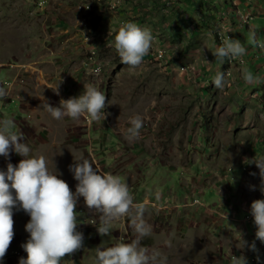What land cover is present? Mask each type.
<instances>
[{"label": "rangeland", "instance_id": "obj_1", "mask_svg": "<svg viewBox=\"0 0 264 264\" xmlns=\"http://www.w3.org/2000/svg\"><path fill=\"white\" fill-rule=\"evenodd\" d=\"M215 1L0 0V55L7 58L10 66L17 61L25 63L22 58H40L46 43L54 47L66 42L69 62L64 70L59 68V77L51 73L54 84L62 79L60 95L51 94L52 106H59L61 98H70L65 94L71 95L69 90L75 85L84 89V84H92L106 95L105 120L89 124L83 117H50L52 127L47 141L31 146L30 155L46 157L49 169L54 171L56 167L73 192L78 182L69 165L74 158L94 160V167L100 172L124 178L131 194H135L134 202L144 203L147 209L145 220L153 229L147 248L166 257L165 264H229L232 254L229 258L225 254L218 256L221 234L211 227L212 218L227 219L229 198L249 205L255 199H264L260 169L254 163L247 164V159L264 158V94L258 95L257 87L243 80L241 69L247 65L244 57L226 60L214 69L216 59L211 50L228 36L241 40L236 28L231 27L233 23L227 20L230 15L224 14L225 7L219 9ZM99 4L106 14L123 13L127 5L129 11L138 13L132 21L151 20L148 24L153 27L156 40L140 66L121 63L113 45L114 36L113 40L110 36L102 41L104 47L86 48L93 29H100L90 18ZM64 6L68 10L76 7L75 12L80 10L81 19L77 21L73 13H66ZM61 21V33L52 32V28L57 32L55 25ZM105 22L102 29L108 30V18ZM157 49L161 52L157 53ZM92 51L96 52L93 60ZM82 61L89 73L80 80ZM94 61L101 64L98 75L91 70ZM203 65H209L205 72ZM175 67L181 72L183 68L189 70L188 78L183 79ZM217 71L226 73L223 89L212 83ZM199 74L201 78L197 79ZM80 92L76 91L73 97ZM135 114L145 117L144 127L139 138L130 141L125 131L130 127L129 118ZM166 183L182 191L181 201L191 193L202 198L204 192H209L214 198H202L207 204L203 216L199 209L197 214L195 207L186 206H180L174 216L172 210L166 213L167 209L162 212L159 207L166 200L159 193L173 192ZM99 215L95 210L89 211L80 198L77 216L81 231L97 230ZM13 219L15 238L21 241L16 244L12 240L6 254L26 257L21 245L30 235L25 230L30 216L22 209H14ZM115 223L114 235L134 239L127 218Z\"/></svg>", "mask_w": 264, "mask_h": 264}, {"label": "clouds", "instance_id": "obj_2", "mask_svg": "<svg viewBox=\"0 0 264 264\" xmlns=\"http://www.w3.org/2000/svg\"><path fill=\"white\" fill-rule=\"evenodd\" d=\"M86 37V36H85ZM86 39H88L86 37ZM251 43L264 48V42L250 34ZM155 37L149 28L141 27L134 21H126L115 35L114 47L121 63L133 68L143 63L144 57L153 47ZM216 61L223 65L225 61L241 59L247 49L240 39L230 36L219 46L211 50ZM99 74L100 69L92 70ZM246 84L258 85L264 78L254 75L247 67L241 69ZM226 73L217 71L212 83L217 89L226 84ZM49 86L56 95H60V84ZM8 97L6 87L0 86V99ZM44 109L55 120L69 117L79 120L83 117L89 124L105 120L108 113L106 95L92 84H84L79 96L61 98L59 106H52L41 96ZM145 117L135 114L129 118L130 127L125 136L132 141L138 139L144 127ZM14 121L10 118L0 120V156L10 157L12 151L23 157L18 165L11 162L7 170H0V261H2L14 238L13 210H23L30 216L25 230L30 234L21 245L27 253L19 259V264H61L66 256H72L84 248V235L78 230L77 205L83 197V203L89 210L99 213L97 232L101 237L111 236L114 222L127 218L129 227L136 234L131 242H125L123 236L112 246L104 247L101 242L95 250V264H165L166 257L157 250L142 246L144 237L152 234V226L145 220L146 206L134 202L130 186L119 175L100 172L94 167L95 161L81 157L69 165V171L78 182L73 192L69 184L61 179L62 173L55 167L50 170L46 157L30 155V147L23 142V132L13 131ZM62 154V153H61ZM247 164H255L262 178L261 192H264V158L247 159ZM255 175V173H251ZM254 187V186H253ZM251 215L256 226L255 239L249 243L241 234V243L236 246L240 255H232L231 264H248L244 250L256 253L260 261L256 240L264 244V199L251 202Z\"/></svg>", "mask_w": 264, "mask_h": 264}, {"label": "crops", "instance_id": "obj_3", "mask_svg": "<svg viewBox=\"0 0 264 264\" xmlns=\"http://www.w3.org/2000/svg\"><path fill=\"white\" fill-rule=\"evenodd\" d=\"M232 1L216 0L215 3H217L216 5L219 9H221L222 5L223 7H225V10L228 12L225 11L224 14H226V16L230 15L229 19L227 20L230 21V23L231 22L233 23L231 27H235L238 33L240 34L241 42L245 45L247 49V52L244 56L247 62L246 67L249 70H251L254 75H258L264 78V48L259 47L254 43H251L249 40L250 34L252 32H255L257 40L260 42H264V0H232ZM99 5L100 7L91 14L90 18L92 19V22H94V25L95 26L97 25L100 29H93V33L91 34L92 35L91 41H89L88 45L86 46L88 50L96 47L97 48L104 47L105 44H102V41L105 42L106 38L110 36H112V40H113L115 38L114 34L118 32L121 24H123L126 21H132L133 18L138 15V13L129 11L127 5L125 6L126 8L123 13L114 12L112 14H106L104 13L102 5L101 4ZM72 8H75V10H72ZM41 9H44V7ZM66 9L68 10V7L64 6V11H67ZM75 11H76V7H70L66 13L68 14L73 13L72 14L73 18H77L78 21V18L81 19L80 13L82 12L80 10H78V12ZM70 18H72L71 15ZM105 18H108V28H109L108 30L102 29V25L104 26L105 25L104 23H106ZM150 21L151 20L148 19L144 21V19L141 18L140 20H137L136 23L141 27H146L152 30L153 27L150 24H148L151 23ZM63 24L64 23H62V21L60 24H58L57 22L55 25L56 29H58L57 32L54 30V28H52L51 31L53 30L52 32L58 34L60 30L61 33V29H62L61 26H63ZM63 31H66V29H64ZM78 34L80 36L83 35L80 33ZM157 34H159V32H157ZM152 35H155L154 32H152ZM86 37L88 38V34L86 35ZM86 40L88 41V39ZM54 42H57V40H54ZM67 42L69 41L67 40ZM93 42L95 44L92 45ZM46 44L43 45V51H45V53L44 55L40 56V58L38 59H35L33 57L22 58L23 61L21 62H25V63H18V61L13 62L24 65L26 67L24 71L21 68H18L17 64L10 66V63L9 64L7 63V58H5V56L3 55L2 56L0 55V86L6 87V90L8 92V97L4 99H0V120H3L5 118L12 119L14 121L13 130L22 131L23 134L24 133L27 134V136L24 134V143H26L29 147L44 145L45 142L47 141V136L50 135L49 133L52 126L49 119L51 116L44 109L40 97L43 96L48 100L49 103L51 102L50 97L53 91L48 87L56 85L50 81V79H52L53 77L51 73H54L55 77L57 75H58L57 77H59L60 75L59 68L61 69L63 68L64 70L65 67L64 65H66L69 62L68 60L69 57L66 54L67 53L66 42L62 44L59 43L56 44V46H54L55 48L51 44L48 45ZM56 48L61 50L59 52H55L54 49ZM160 49L156 50L157 53L161 52ZM161 50L164 51L163 49ZM95 57L96 55L94 56L91 55L90 59L93 60ZM168 58L170 59L169 55ZM174 65L175 63L172 62L171 66ZM213 65H214V69L219 67V63H217V61H215ZM86 66H87L86 63L82 61V67L84 68V70H82V72H80L81 75L78 76L80 80L87 78V74L89 73V70ZM92 67H95V61L93 62ZM207 68H209V65L206 66L203 65L202 71L204 72L205 70L207 71ZM174 71H176L179 74H182L183 79H187L188 78L187 75L190 73L189 70H184V71L182 70L183 72H181L176 67L174 68ZM61 73L63 72L61 71ZM18 76L23 77L24 82L19 83L18 85H14L12 88L10 87L8 88V86H5L4 84L5 81L15 79ZM197 76L199 77L197 79L201 78L200 74ZM80 80L76 79V81H80ZM254 86L257 87L256 92L258 93V95L264 94V82ZM79 90H81L80 93L83 92L82 87L80 88L77 85H75L74 87H71L69 91H71L73 95H76L75 94L76 91ZM72 94L69 95L66 93L65 95L69 97H73ZM21 159H23L22 156L14 153H11L9 158L0 156V170L6 171L7 164L9 162H11L14 166L18 165ZM166 184L169 185L170 189L171 188L173 189L172 190L173 192H171L170 190H164L162 193H159L160 196L162 195L163 197L166 198V200L161 199V201L163 200V203L159 207L160 209L163 210L162 212H165L164 209H167L166 211L168 212L166 213H169L172 210L173 212L172 215L174 216L177 215L176 212L180 211V206L183 207L186 206L190 209L191 208L193 209L195 207L196 208L195 213L198 214L199 211H197V209H199L201 211L200 214L203 216L207 204L203 203L202 200L214 198V197H210L211 195L208 194L209 192H204V195L202 197L203 199L200 196H198V193L197 195L195 194L196 197L191 193L189 195L190 197H187L186 194V196L183 197V201H181L180 199H181L182 191H177V189L172 184L170 185V183H166ZM195 198H198L201 203L198 204V202L194 201L197 200ZM227 201H228L226 202L227 206L228 203L230 206L228 208L229 213H227L228 214L227 219L216 220L212 218V222L214 224L211 226L214 231L216 230V233H218L219 235L221 234L219 238L221 239L222 248L219 251V255H218L220 258L223 257L222 254H225V256L228 255V258L231 254L232 255L235 254L237 256L240 255L241 250L238 249L236 246H239V243L242 242L241 234L243 236V239L251 243L255 239V232H256V226L253 223V218L246 219V215L248 214V212H247V207L245 206L246 204L249 203L239 202V200L235 201L233 197L227 199ZM150 202L152 201L150 200ZM235 204H238V206H235ZM250 209H251V205H250ZM15 222L16 221L14 220V229L16 226ZM115 224L116 223L114 222V229L112 230L110 241L105 242L104 247L114 245L119 241V238L121 237V235L119 236L118 234L114 235L115 232L114 230L116 229ZM78 230L81 231L82 230L81 227L80 228L78 227ZM81 232L84 235V248H82L80 251L76 252L72 256H66L61 261V264H95L96 247L101 244L104 238H109V236L101 237L98 234L97 230L95 231L88 230V232L86 230H83ZM15 236L16 233L14 235L13 242L16 244L20 243L21 239L19 238L20 239L19 241L18 238H15ZM133 236H134L133 238L135 239L136 235L134 234ZM131 238H132L131 236H129L128 238L125 237L124 240L125 242H131L133 240ZM151 241H152L151 236H146L141 241V245L147 247L148 244L151 243ZM256 246L259 249L260 261H261L259 262L264 264V244H262L259 240H256ZM244 255L247 256L248 261L252 256L256 257V253H253L252 251L247 249L244 250ZM20 258L21 257H16L11 254H6L4 259L0 261V264H19ZM229 264H231L230 258H229Z\"/></svg>", "mask_w": 264, "mask_h": 264}, {"label": "built area", "instance_id": "obj_4", "mask_svg": "<svg viewBox=\"0 0 264 264\" xmlns=\"http://www.w3.org/2000/svg\"><path fill=\"white\" fill-rule=\"evenodd\" d=\"M14 64H17V63H14ZM17 67L18 68H21L23 71H24V69L26 68L24 65H22V64H17ZM23 77H20V76H18L17 78H15V79H11V80H7V81H5L4 82V84H5V86H8V88L10 87V88H12L14 85H18L19 83H22V81H23ZM245 207H247V212H248V214L246 215V219H252L253 217H252V215H251V209H250V205L249 204H246V206ZM232 257V256H231ZM248 264H257V259H256V257H251L250 258V260L248 261Z\"/></svg>", "mask_w": 264, "mask_h": 264}, {"label": "bare ground", "instance_id": "obj_5", "mask_svg": "<svg viewBox=\"0 0 264 264\" xmlns=\"http://www.w3.org/2000/svg\"><path fill=\"white\" fill-rule=\"evenodd\" d=\"M87 8V7H86ZM96 54V52L95 51H92V55H95ZM96 68H99L100 69V72H101V64L98 62V63H96L95 62V67H92V70H94V69H96ZM183 71H184V68H183ZM99 72V73H100ZM93 74H95V73H93ZM95 75H98V74H95ZM22 82H24V79H23V81ZM19 253V252H18ZM233 255H235V254H233ZM253 257H255V256H253ZM257 264H262V263H260V262H258L257 261Z\"/></svg>", "mask_w": 264, "mask_h": 264}, {"label": "trees", "instance_id": "obj_6", "mask_svg": "<svg viewBox=\"0 0 264 264\" xmlns=\"http://www.w3.org/2000/svg\"><path fill=\"white\" fill-rule=\"evenodd\" d=\"M143 244V243H142Z\"/></svg>", "mask_w": 264, "mask_h": 264}]
</instances>
